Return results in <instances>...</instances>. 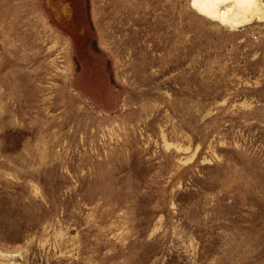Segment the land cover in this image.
Segmentation results:
<instances>
[{
  "label": "rangeland",
  "instance_id": "374dc122",
  "mask_svg": "<svg viewBox=\"0 0 264 264\" xmlns=\"http://www.w3.org/2000/svg\"><path fill=\"white\" fill-rule=\"evenodd\" d=\"M197 1L0 0V264H264V0Z\"/></svg>",
  "mask_w": 264,
  "mask_h": 264
},
{
  "label": "bare ground",
  "instance_id": "6f19581e",
  "mask_svg": "<svg viewBox=\"0 0 264 264\" xmlns=\"http://www.w3.org/2000/svg\"><path fill=\"white\" fill-rule=\"evenodd\" d=\"M223 0H198L196 2V4L201 7L203 10L207 11V12H211V13H217V10L214 11V9L216 8V6L218 5L219 2H221ZM237 6H239V8H243L246 10H249L251 7V4L253 3V0H235ZM227 2V1H226ZM222 4V3H221ZM220 4V5H221ZM219 5V6H220ZM217 9V8H216ZM239 10V9H238ZM241 13H243L241 11ZM245 14V13H244ZM238 15V14H237ZM227 16V15H226ZM246 17V16H245Z\"/></svg>",
  "mask_w": 264,
  "mask_h": 264
}]
</instances>
